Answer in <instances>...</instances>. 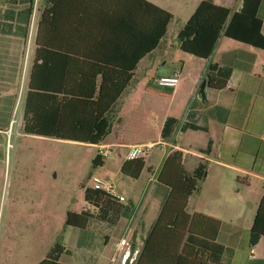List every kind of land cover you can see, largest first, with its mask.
<instances>
[{
  "label": "crops",
  "instance_id": "obj_1",
  "mask_svg": "<svg viewBox=\"0 0 264 264\" xmlns=\"http://www.w3.org/2000/svg\"><path fill=\"white\" fill-rule=\"evenodd\" d=\"M147 1L172 13V18L181 16L184 24L202 0ZM209 1L233 10L241 6V0ZM132 2L115 5L114 0H58L53 13L43 14L50 5L48 0H0V134L27 133L23 119L34 64H39V83L51 87L44 90L43 98L50 94L61 99L64 91L70 97L81 87L127 80L107 117L114 114L121 98L131 94L140 93L139 99L146 101L151 114L158 112L160 100L168 103L159 138L133 142L117 136L113 142L88 143L97 149L99 145L115 147L119 172L137 181L145 179L144 190L152 197L141 198L144 203L130 199L124 205L125 196L119 192L123 200L104 197L91 185L85 186L86 205L77 211L67 210L85 217V225H67V243L60 260L66 264H109L117 251L116 243L127 231L131 245L141 249L171 192L158 180L159 173L166 157L179 150L187 171H193L200 162L205 164L204 176L187 197L184 212L219 220L216 242L223 246L220 261L264 264V236L254 245L248 242V230L264 197V49L222 32L210 56L202 59L179 48L177 34L182 27L176 32V45L165 48L171 18L157 46L137 60L144 45L139 24L142 27L145 20ZM257 14L264 36V0H260ZM42 18L52 25H42L41 33H37ZM175 72L179 81L171 87L169 97L152 92H166L168 87L160 86L158 79ZM207 74L226 85L219 89L207 86L206 97L201 100L198 91ZM156 143L162 150L154 164L147 162V157ZM133 144L151 145L136 178L121 171ZM96 156L95 164L105 168L98 150ZM171 204L174 210L180 209L179 201Z\"/></svg>",
  "mask_w": 264,
  "mask_h": 264
},
{
  "label": "trees",
  "instance_id": "obj_2",
  "mask_svg": "<svg viewBox=\"0 0 264 264\" xmlns=\"http://www.w3.org/2000/svg\"><path fill=\"white\" fill-rule=\"evenodd\" d=\"M48 1L50 5L43 14L46 11L53 13L57 8L58 0ZM123 1L125 0H114V4ZM131 1L134 8L143 12V21L145 20L142 27L139 24L144 42L143 51L136 57L139 60L157 46L173 15L147 0ZM259 4L260 0H241V6L233 10L209 0H202L177 34L179 48L190 55L206 59L223 32L229 38L264 49L261 19L257 14ZM45 24L52 25L42 18L38 23L37 33H41L42 25ZM133 25L136 27L135 23ZM136 59L133 64L137 62ZM206 79L209 87L219 89L226 85L224 81L212 79L209 74ZM126 83L127 80L122 84L99 87L93 85L89 89L81 87L80 92L70 93V97L64 91L61 99L50 94L43 98V92H46L44 90L51 87L39 83V64H34L28 84L23 129L27 133L54 138L100 143L109 128L106 113L120 96ZM152 92L169 97L172 88L168 87L166 92ZM41 103H44L42 110ZM116 131L120 133V127ZM96 158L97 156L93 159L94 163ZM143 159L144 157H140L125 161L121 166L122 173L133 178L138 177L144 165ZM204 173L205 164L202 162L193 171H187L182 164V152L179 150L172 151L166 157L158 180L169 186L171 192L133 264H226L220 261L223 246L216 242L219 220L201 213L189 215L184 212L187 197L198 187ZM93 191L115 199L101 191ZM174 200L181 205L177 211L171 204ZM85 222L86 218L82 215L67 211L66 225L82 227ZM262 236L264 197L258 203L252 226L248 230L249 244H256ZM64 251V245L56 242L37 264H66L60 260Z\"/></svg>",
  "mask_w": 264,
  "mask_h": 264
},
{
  "label": "rangeland",
  "instance_id": "obj_3",
  "mask_svg": "<svg viewBox=\"0 0 264 264\" xmlns=\"http://www.w3.org/2000/svg\"><path fill=\"white\" fill-rule=\"evenodd\" d=\"M183 22L181 16L172 18L164 38L165 48L176 45V32ZM139 96L140 93L124 96L115 104L103 142H113L117 136L133 142L159 138L168 103L160 100L158 112L151 114ZM118 127L120 133L116 131ZM97 150L88 143L22 131L0 134V264H36L56 242L65 246L66 212L86 205L84 188L91 185L93 174L111 180L116 191L125 196L124 205L130 199L144 203L141 198L152 197L149 190H144L145 179L137 181L119 172L120 158L115 147L105 149V168L93 162ZM161 150L156 143L147 162L156 164ZM131 250L138 251L139 246L133 243Z\"/></svg>",
  "mask_w": 264,
  "mask_h": 264
},
{
  "label": "built area",
  "instance_id": "obj_4",
  "mask_svg": "<svg viewBox=\"0 0 264 264\" xmlns=\"http://www.w3.org/2000/svg\"><path fill=\"white\" fill-rule=\"evenodd\" d=\"M179 81L178 73H172L170 75H161L158 79V84L162 87H175ZM109 148L108 145H99L98 146V155L101 157L106 156L105 149ZM151 145L148 144H133L129 146V149L126 153V159L132 160L140 157H145ZM91 188L93 190L101 191L102 193L113 197L118 200H123L124 196L118 194L115 189V185L109 179L103 178L99 175H91ZM117 251L111 257L109 264H126L127 261L130 263L134 262V259L138 253L137 250H131V239L130 232L127 231L116 243ZM136 253V255H134ZM132 254V256H131ZM134 255V258H133Z\"/></svg>",
  "mask_w": 264,
  "mask_h": 264
},
{
  "label": "water",
  "instance_id": "obj_5",
  "mask_svg": "<svg viewBox=\"0 0 264 264\" xmlns=\"http://www.w3.org/2000/svg\"><path fill=\"white\" fill-rule=\"evenodd\" d=\"M207 86H208L207 79L205 78L202 81V83L200 85V88H199V91H198V95H199L201 100H204L205 97H206V91H207V88H208Z\"/></svg>",
  "mask_w": 264,
  "mask_h": 264
}]
</instances>
